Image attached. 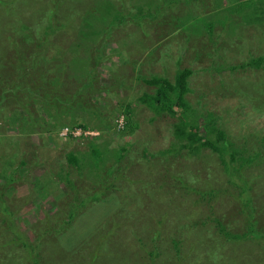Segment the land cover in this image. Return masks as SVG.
Here are the masks:
<instances>
[{
    "label": "rangeland",
    "instance_id": "obj_1",
    "mask_svg": "<svg viewBox=\"0 0 264 264\" xmlns=\"http://www.w3.org/2000/svg\"><path fill=\"white\" fill-rule=\"evenodd\" d=\"M48 1L0 0V264H47L44 258L48 264H154L150 251L155 247L161 254L159 264H264V70L230 69L264 54V29L241 23L233 38L228 28L220 26L211 34L202 24L184 29L187 24L181 25L179 17H207L210 9L201 8L206 0L165 6L157 16L164 23L150 18L143 23L144 30L127 18L128 25L115 27L103 43V52H115V56L106 60L101 84L117 80L113 87H100V95L95 96L97 110L111 124L106 128L89 115L81 117L78 96L82 92L77 88L83 78L78 79L76 70H61L68 54L73 55L72 32L82 29V19L74 30L62 33L65 40L53 37L47 47L56 60L51 67L33 70L26 60L20 59L19 65L6 61L13 49L9 37L18 40L23 56L35 50L34 42L20 35L21 23L38 28L54 3ZM128 1L131 6L143 4ZM62 6L59 14H71L92 3L63 0ZM184 68L193 70L186 101L195 113L217 117L240 150L239 156L245 158L241 167L240 162L232 167L240 169L237 172L248 184V193L230 181L231 173L209 149L195 157L184 152L169 156L178 144L166 126L178 122V117L157 115L140 101L156 88L147 86L139 75L157 73L173 81L176 71ZM47 69L57 76L47 75ZM7 78L13 86L18 82L24 88H36L37 94L32 99L18 90L17 97L8 92L5 98L2 88ZM55 96L77 104L61 124L52 121L55 126L48 131L51 120L49 112L44 113L49 108L44 103ZM127 105L133 109V119L122 134L116 122L125 115ZM50 107L56 113L54 105ZM71 107L60 105L65 110ZM136 123L138 127L131 130ZM104 137L111 140V147L129 151L103 182L109 188L98 199L93 198L97 191L90 188L91 176L71 169L68 154L79 156L88 148V139L97 138L102 145ZM109 159L114 162L113 157ZM10 161L14 162L9 165ZM10 169L17 174L11 176ZM67 171L75 189L59 177ZM7 179L13 181L7 183ZM45 180L46 188L41 184ZM76 195L87 199L81 208ZM75 207L79 211L69 219ZM12 225L16 231L10 229ZM63 227L65 232H57Z\"/></svg>",
    "mask_w": 264,
    "mask_h": 264
},
{
    "label": "trees",
    "instance_id": "obj_2",
    "mask_svg": "<svg viewBox=\"0 0 264 264\" xmlns=\"http://www.w3.org/2000/svg\"><path fill=\"white\" fill-rule=\"evenodd\" d=\"M50 1L51 0L48 2ZM53 1L54 3L52 4V8H48L49 13L45 14L43 17L44 19L42 20V23L38 25V28H35V25H31V23L30 25H27L29 22L27 23L26 21H24V23L22 21L21 23L22 28H20V35L22 37H29L34 42L35 50L31 52L32 54L23 56V53L19 49L20 44L18 43V40H15L13 37H9L10 44H13V49L11 50V56L7 55L6 61L7 63H12L11 61L13 60L19 65L20 59L22 62L26 60V62L31 65L33 70H36L39 67H46L47 65L50 66L53 61H56L54 56L48 55L49 48H47L51 44L53 37L58 36L60 39L65 40L62 33L74 30L77 27V23L82 19V29H77L75 32H72L73 38H75L76 41L74 44V49L72 50L73 55L68 54V60L61 67V70L64 69V72H66L67 68L73 72L76 70L78 73V79L83 78L80 80V84L77 88L82 92V95L78 96L82 113V116H80L87 117V115H89L92 117V119H97L99 121V126L109 128L111 124L108 123L106 117L102 116L97 110L96 107L99 104H97L98 102L95 101V96L100 95V92H98L100 87H113V85L117 82V80L114 82L113 79H111L107 86L101 84L100 73H103L104 70H107L105 66L106 60H108L111 56H115L113 55L115 52L111 53L110 55H106L103 52V43L105 39L115 27H118V25H128L129 22L127 21V18H130V22H135L137 27L143 28L144 30V24L147 23L146 20L150 18L157 21V23H164V19L160 20L157 16L162 12V10L166 9L165 6L169 7L172 5L176 7L180 2L195 1L201 3L205 0H165L163 3H157L155 0H150V3L146 2V0H135L137 2H143L142 5L147 6V10H145V8L140 4L137 5L135 3L134 6H131L128 3V0H91L92 6L87 7L86 9L83 7L71 14H64V12L59 14V11L62 10L61 8L63 7V0ZM203 3L204 4L201 6V8H204V10L206 8L210 9L208 11L207 17L206 15L197 18L191 15V17L189 15L179 17L181 25L187 24L184 25V29H189L196 24H202L207 32L211 34L213 28L220 26L223 30L228 28L230 38H233V36L236 35V31L240 28L241 23H243L242 26L255 25L260 27L262 30L264 29V0H228L226 3H223L222 0H206ZM132 40H135L134 43L138 45L137 39ZM128 44L133 45L132 42H129ZM138 57H140V54ZM108 68L110 67L108 66ZM238 68L242 70L248 68L255 69L257 71L260 69L264 70V54L250 57L240 65H230L231 70H236ZM53 72H55L53 69H47L45 73H47V75L57 74ZM192 74V69H179L176 71L173 81H170L168 78L160 76L157 73H152L150 76L139 75L140 78H143V81L147 86L156 88L153 94H143L140 97V101H142L144 104H147L148 108L157 115L168 113L174 117H178V122H173L169 126H166L170 136H173L176 140L174 143L178 144V149L168 153L169 156L177 157L181 152H184L186 153L185 156L187 157H195L198 156L203 149H209L213 154L217 155L229 174L231 173L229 175L231 177L230 181L238 185L241 190L244 191V193H248L250 189L248 184L244 182L241 173L237 172L240 171V169L232 167V164L237 162H240L241 167V164H244L245 162V158L239 156L240 150L235 147L226 131L221 127L217 117H214L211 114L204 115L199 112L195 113L194 109L191 108L185 99L186 93L190 91V87H188V78L191 77ZM56 76H54V78ZM24 80L26 81V79ZM37 80H39V78H37ZM43 80L47 79L43 77ZM5 81L6 87L2 88L5 98L8 92H11L14 97H17L14 92L18 90H24L25 92L29 93V96L32 99L34 98V95L37 94L36 88H24L16 81V85L13 86L14 83H9L11 80L8 78ZM52 81L56 82L58 81V78L53 79ZM33 102H35V100H33ZM44 104L49 108H52L50 106L54 105V110L56 113H54L52 109L49 108H45L44 110V113L49 112L47 117H49L51 120L46 125L48 128H50L47 130L52 131L53 127L55 126H52V121L55 120L57 124H61L60 122L62 121L63 116L72 112L74 105L77 103L74 101L69 103L66 98L55 96L51 99V101H47ZM65 104H69L72 107L68 110L60 108V105ZM126 108L127 109L123 113L128 115V120L126 119L125 121V126L123 128L124 130L121 129V127L119 128V126L116 124L122 134L127 133L128 125L131 123V115L133 112L131 105H127ZM201 115H203L204 118H202ZM196 117H201L202 121ZM153 119V117L150 118L151 121ZM80 127L85 129L88 128L84 125H80ZM137 127V123L132 124L131 130H134ZM105 131L109 132V136L111 138L115 137L111 130ZM102 135L105 136L107 134ZM96 139L97 138L88 139L90 140L88 142L89 146L85 151H82L79 154L81 157L74 154V152H70L68 154V161L71 164L70 168L74 170L77 169V172L80 175L87 174L91 176L90 183L92 187L90 188H95L97 191L93 198L99 199L103 195L107 194L106 190L109 188H105L106 184L104 185L103 182L110 179L116 167L123 159V153H128L129 149L124 147H111V140L105 137L100 140L104 141V143L99 145ZM98 139H101V137ZM131 145H133V143ZM110 157L114 158L113 163H110ZM13 162L14 161H10L8 163L10 165ZM74 170H72V172ZM10 171L14 173L11 176L17 174L16 169H10ZM231 171H234L235 173ZM69 174L70 173L67 171L66 175L61 174L59 177L62 178L63 184H65V186L75 189V180L73 181V179L69 177ZM7 180V183L13 181L12 179ZM50 181L55 183L53 179ZM41 184L44 185L45 188L47 187L46 180ZM49 184L50 183H48V185ZM45 188H40L39 191L43 192ZM54 189H52V191ZM75 192L77 194V191ZM78 198L79 197L76 195V201L79 204V208H81L82 205L87 203V199L79 200ZM79 208L75 207V209H73V211L69 214V219L73 217V213H78L79 210L76 211V209ZM76 216L71 221L69 220L67 223L69 226L70 222H72ZM10 227V229L16 231V228H14L13 225ZM66 230L67 229L63 227L57 232H65ZM158 232L159 230H156V234H159ZM257 233L260 234L261 232L258 231ZM104 238L105 236L101 235V239ZM237 239L239 240V238ZM172 242L174 241L172 240ZM26 247H29L28 244ZM32 253L34 254V251H32ZM95 253L96 252H94V254ZM150 253H154L153 256H151V260L154 262V264H159L161 254L158 253V249L155 247V250L152 249ZM141 257L142 256L137 255L136 258L141 259ZM181 260L182 257L179 258V260L176 258V262H180ZM44 262L48 264V261H46L45 258Z\"/></svg>",
    "mask_w": 264,
    "mask_h": 264
},
{
    "label": "clouds",
    "instance_id": "obj_3",
    "mask_svg": "<svg viewBox=\"0 0 264 264\" xmlns=\"http://www.w3.org/2000/svg\"><path fill=\"white\" fill-rule=\"evenodd\" d=\"M126 119L128 120V115H124L123 117L118 118V121L116 122V124L119 126V128L121 127V129H123V126H125ZM132 119H133V112L131 115V121Z\"/></svg>",
    "mask_w": 264,
    "mask_h": 264
},
{
    "label": "built area",
    "instance_id": "obj_4",
    "mask_svg": "<svg viewBox=\"0 0 264 264\" xmlns=\"http://www.w3.org/2000/svg\"><path fill=\"white\" fill-rule=\"evenodd\" d=\"M68 130V129H67Z\"/></svg>",
    "mask_w": 264,
    "mask_h": 264
}]
</instances>
